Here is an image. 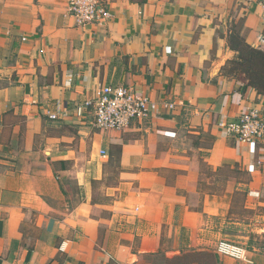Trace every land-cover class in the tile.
Returning <instances> with one entry per match:
<instances>
[{"label":"crops","instance_id":"obj_1","mask_svg":"<svg viewBox=\"0 0 264 264\" xmlns=\"http://www.w3.org/2000/svg\"><path fill=\"white\" fill-rule=\"evenodd\" d=\"M107 2L114 15L108 24L78 26L67 0H0V264H135L134 245L155 253L165 225L200 220L190 197L202 180V158L216 170L264 157V145L252 153L219 126L264 106V95L221 71L236 55L227 45L234 24L242 21L246 40L264 49L262 6ZM106 83L133 85L154 107L125 130L94 133L108 164L109 148L122 146L118 184H105L95 200L92 178L104 179L107 165L69 170L71 161L79 164L76 149L63 136L50 142L46 110L71 108ZM60 120L83 123L80 131L89 133V118ZM207 134L215 137L210 148ZM34 137L40 149L52 147L47 157L59 162L58 173L15 165L16 146H32ZM213 204L208 199L205 208ZM230 259L221 256L224 264Z\"/></svg>","mask_w":264,"mask_h":264},{"label":"rangeland","instance_id":"obj_2","mask_svg":"<svg viewBox=\"0 0 264 264\" xmlns=\"http://www.w3.org/2000/svg\"><path fill=\"white\" fill-rule=\"evenodd\" d=\"M46 124L49 140H54V135L55 137L63 136L65 143L71 144L76 149L79 164L74 167V162L71 161L68 165L69 170L91 171L93 168L96 169L97 164L103 165V163L108 166L103 165L104 170L108 172L104 179L92 178L91 187L95 200H100V197L108 190L105 184H118L120 163L116 161V151L121 145L109 148V153L115 154L108 164L103 161L107 158L100 157L102 149L99 144H93L94 133L103 135L105 130L95 127L90 122H87L89 127L87 134L79 129L83 123H79L78 128L67 127L68 125H64L60 119ZM51 128L55 129L52 131ZM59 131L62 134H59ZM39 141L40 138L34 137L32 146L24 147L22 142L17 145L14 155L19 157V160L15 165L18 168L32 167L36 170L47 165L49 170L58 173L59 162L51 161V157H47L51 154L52 147L40 149L35 144ZM211 141L206 138L205 144L210 146ZM256 152L257 150L254 153ZM24 156L26 158H23ZM254 159L255 163L251 165L226 164L222 166L223 168L215 170L202 158L199 164L202 169V180L200 184L193 187V191L198 192L190 197V199L193 198L191 210L200 213V220L191 219L189 226H182L179 223L175 227L165 225L161 247L155 253H138V247L134 245L135 264H224L221 256L233 258L234 260L230 259L232 264H264V157L255 155ZM108 176L109 180H107ZM208 199L211 204L214 203L210 209L205 208ZM221 241L242 247L245 250V256L237 258L230 254L219 253Z\"/></svg>","mask_w":264,"mask_h":264},{"label":"built area","instance_id":"obj_3","mask_svg":"<svg viewBox=\"0 0 264 264\" xmlns=\"http://www.w3.org/2000/svg\"><path fill=\"white\" fill-rule=\"evenodd\" d=\"M246 5L258 4L264 8V0H245ZM67 15L73 17L78 26H104L114 17L107 0H67ZM168 108L174 103L165 102ZM154 107L153 101L130 84L106 83L71 108L54 112L46 110L52 120L73 116L82 121L88 119L101 130H125L133 123L149 118ZM219 126L241 143L251 145L252 153L264 145V106L253 105L244 109L238 117L221 121ZM102 149L101 155L107 156ZM219 253L237 258L245 256V250L226 241L219 244ZM37 264V263H31Z\"/></svg>","mask_w":264,"mask_h":264},{"label":"trees","instance_id":"obj_4","mask_svg":"<svg viewBox=\"0 0 264 264\" xmlns=\"http://www.w3.org/2000/svg\"><path fill=\"white\" fill-rule=\"evenodd\" d=\"M241 30L242 21L234 24L227 34V45L236 52V55L222 67V74L242 81L244 86H252L259 94L264 95V49L250 44ZM207 139L214 141L215 137L207 134ZM212 141L208 148L212 146ZM116 153V161L120 163L121 146L117 148ZM114 154L113 152L110 154V159ZM221 168L223 167L218 169Z\"/></svg>","mask_w":264,"mask_h":264}]
</instances>
